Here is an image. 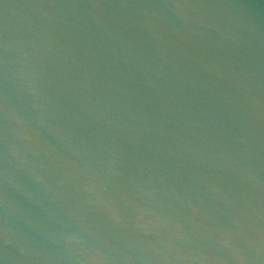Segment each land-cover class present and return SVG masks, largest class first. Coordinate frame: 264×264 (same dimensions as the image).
I'll use <instances>...</instances> for the list:
<instances>
[{"label": "water", "instance_id": "water-1", "mask_svg": "<svg viewBox=\"0 0 264 264\" xmlns=\"http://www.w3.org/2000/svg\"><path fill=\"white\" fill-rule=\"evenodd\" d=\"M0 264H264V0H0Z\"/></svg>", "mask_w": 264, "mask_h": 264}]
</instances>
